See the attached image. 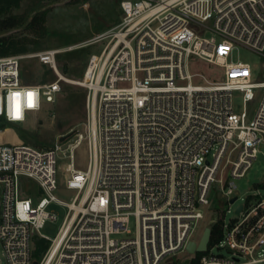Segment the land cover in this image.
Masks as SVG:
<instances>
[{"label": "built area", "instance_id": "1", "mask_svg": "<svg viewBox=\"0 0 264 264\" xmlns=\"http://www.w3.org/2000/svg\"><path fill=\"white\" fill-rule=\"evenodd\" d=\"M120 7L116 26L82 44L106 40L80 79L66 76L57 60L75 46L0 56V118L10 123L37 121L63 82L88 89V122L73 130L66 149L61 136L49 147L0 142V264H162L197 241L212 190L223 206L214 209L211 224L222 226L214 244L229 256L209 252V242L198 264H264V193L247 196L225 220L239 198L235 179L264 144V68L254 80L250 63L229 61L238 46L264 54V0H121ZM33 56L52 68L54 80L24 82L21 60ZM198 61L223 74L194 71ZM236 92L241 113L234 110ZM85 140L89 162L81 169L75 150ZM67 158L66 185L77 190L69 203L54 194ZM22 176L36 180L43 195L25 196ZM54 201L69 211L50 238L40 228L57 219L48 208ZM36 238L48 241L39 257Z\"/></svg>", "mask_w": 264, "mask_h": 264}, {"label": "rangeland", "instance_id": "2", "mask_svg": "<svg viewBox=\"0 0 264 264\" xmlns=\"http://www.w3.org/2000/svg\"><path fill=\"white\" fill-rule=\"evenodd\" d=\"M121 0H21L18 7H13L8 14H14L22 19V22L4 32L0 36H11L20 46L26 47V51L10 54H31L51 48H67L58 55V64L62 71L72 79L82 78L89 57L92 53H99L106 40L88 45H82L97 34L116 26L122 17L120 7ZM37 15L34 24L31 20ZM9 55V54H8ZM5 56V55H4ZM248 62L253 66L254 80L263 78L264 54L253 51L244 46L235 48L229 61ZM194 65V71L205 73L209 78H214L223 71L220 67L205 61H198ZM22 78L24 82H47L56 78L52 68L37 57H24L21 60ZM220 76V75H219ZM195 83H204L201 77L194 78ZM88 89L75 81L62 83V91L55 102H44V108L38 116V120L30 119L26 125L10 123L0 118V142H17L34 144L40 147H49L55 144L59 136L68 134L76 128H85L88 122L87 111ZM234 110L241 113L245 104L239 92L235 93L233 100ZM258 105V100H252L247 108L252 114ZM76 166L86 169L89 162L87 141H83L75 150ZM69 159L61 160V168L58 171V187L54 194L62 201L71 202L77 192L66 185L67 173L63 169L64 163ZM22 187L25 196L34 198L43 195L39 183L27 176H22ZM239 198L226 212L227 223L236 216L237 207L245 202L247 196L260 191L264 193V144L259 146V152L246 174L235 179ZM213 199L211 206L205 210V218L197 224L193 238L199 241L207 226L212 227L214 209H221L222 204L217 201V192L211 191ZM2 196L0 195V215ZM57 213V219L48 220L40 232L54 238L69 211L67 205L54 201L49 207ZM219 214L217 216V219ZM135 218L131 219V232L135 233ZM264 251V244L262 246ZM209 252L229 256L227 249L214 244ZM196 253L180 251L178 254L167 256L162 264H191ZM0 258L3 259L2 247Z\"/></svg>", "mask_w": 264, "mask_h": 264}, {"label": "trees", "instance_id": "3", "mask_svg": "<svg viewBox=\"0 0 264 264\" xmlns=\"http://www.w3.org/2000/svg\"><path fill=\"white\" fill-rule=\"evenodd\" d=\"M21 0H0V33L9 30L22 22V19L14 14L7 13L13 8L18 7ZM37 15L31 20L30 25L34 24ZM26 47L20 46L11 36H0V56L8 55L10 53L26 51ZM210 246L222 238L221 220L212 225ZM37 248L34 251L36 257L41 256L43 251L48 246V241L42 238H36ZM206 254L205 252H196L195 257L192 259L191 264H198L201 257Z\"/></svg>", "mask_w": 264, "mask_h": 264}, {"label": "water", "instance_id": "4", "mask_svg": "<svg viewBox=\"0 0 264 264\" xmlns=\"http://www.w3.org/2000/svg\"><path fill=\"white\" fill-rule=\"evenodd\" d=\"M76 139L74 135V131L68 133V134H63L60 137V141L63 142V148L66 149L68 145ZM235 197L231 200L232 202L235 201ZM243 208L242 205H240L237 209V213L240 212V210ZM211 231L212 228L211 226H207L204 230V233L201 237V239L197 242L194 240H190L188 245H187V251L189 253H196V252H205L208 250L210 238H211ZM34 264H37V261L34 262Z\"/></svg>", "mask_w": 264, "mask_h": 264}, {"label": "snow or ice", "instance_id": "5", "mask_svg": "<svg viewBox=\"0 0 264 264\" xmlns=\"http://www.w3.org/2000/svg\"><path fill=\"white\" fill-rule=\"evenodd\" d=\"M15 95L18 96V94H15ZM28 97H29V101H30V102H29V107H32L33 105H32V103H31V100H32V97H33V93L29 92V93H28ZM16 116H17V118H19V112H18V109H17Z\"/></svg>", "mask_w": 264, "mask_h": 264}, {"label": "bare ground", "instance_id": "6", "mask_svg": "<svg viewBox=\"0 0 264 264\" xmlns=\"http://www.w3.org/2000/svg\"><path fill=\"white\" fill-rule=\"evenodd\" d=\"M68 81H71V80H68Z\"/></svg>", "mask_w": 264, "mask_h": 264}]
</instances>
